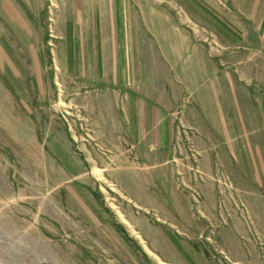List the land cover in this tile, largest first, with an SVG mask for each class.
<instances>
[{"label": "rangeland", "instance_id": "1", "mask_svg": "<svg viewBox=\"0 0 264 264\" xmlns=\"http://www.w3.org/2000/svg\"><path fill=\"white\" fill-rule=\"evenodd\" d=\"M83 1L87 18L93 0ZM102 2V38L89 44L61 35L76 31L72 4L50 2L28 43L0 8V260L264 264V200L251 204L257 194L238 179L245 134L236 128L224 152L221 120L182 75L206 80L207 70L228 69L264 97L257 30L238 31L243 14L227 0H133L131 40L132 27L109 19L114 0ZM142 4L155 16L165 9L166 24L154 17L147 28Z\"/></svg>", "mask_w": 264, "mask_h": 264}, {"label": "crops", "instance_id": "2", "mask_svg": "<svg viewBox=\"0 0 264 264\" xmlns=\"http://www.w3.org/2000/svg\"><path fill=\"white\" fill-rule=\"evenodd\" d=\"M50 2H52V5L57 8L61 7L62 11H64L63 6L67 4H72L71 7L77 10L75 14L77 15L78 24L73 25V28L76 29V31L73 30L71 33L69 30L67 34V27H65L64 32L61 33L62 37L66 38L67 35H71L78 39L76 44H89L91 43L89 39H94V41H97L99 34L100 38H102V31L99 33L98 29H102L103 24L100 23L107 18L104 17L101 11L95 10L102 8V0L92 1L94 9L92 11L90 10L87 18L86 16H83L81 11L82 6L84 5L83 0H0V8L6 7L8 8L9 12L15 14L12 19L16 23L20 37L22 40L28 43L33 42L31 37L38 35L41 28L43 30V27L41 26L43 21L42 15ZM114 2L115 4L112 5L114 11L111 12L109 19L114 23L113 26L117 29L123 30L132 27L130 30V37L128 38L133 40L135 35L134 24L138 19V17L135 16V6L131 5L133 0H114ZM227 2L229 12L243 14L242 17H244L243 19L246 25L244 22H239L237 25L239 30H237H257L256 32L258 33L259 42L261 45H264V0H227ZM143 6L144 9L142 8L141 15L142 20L147 23L145 24L147 28H150L151 26L156 27L155 25H150L151 20L154 17L159 21V25L163 26L166 24L167 14L165 9H159L158 16H155L152 15L151 8L149 6ZM85 20H88L90 24L84 27V30L81 29V21L83 22ZM223 21L225 25V19H223ZM91 23L94 24L92 25ZM223 28L226 29L225 27ZM229 28L235 29L232 25H229ZM43 34L44 32L38 36V38H40L38 41L39 43L42 41L41 38ZM230 34L232 33L230 32ZM118 37L124 38L123 34H121V36L118 34ZM122 42L123 41H121V43ZM116 43L118 44L119 42L116 41ZM262 55L264 56V53H262ZM117 59H119V57ZM207 71L206 80H203L202 78H198L197 80L190 79V77H193V75H189L188 71V74L182 75L187 80V82H190L191 90L194 88L192 84L195 82L198 83L196 89H193L195 99L197 102L199 100L198 103L203 109L209 111L210 114L212 113L214 116H216V118L221 120L220 129L217 130V133L222 135L221 139L224 142H227V145L230 147V149H227L224 145V149L226 150H224V152H228L230 155L229 150H231L232 147L230 140H235L234 136L237 134L236 128H241L242 132L245 134L246 141H244L242 151L244 152L246 163L243 169H239L238 179L241 183L240 187L242 190H248L250 188L254 189V192L257 194V199L253 200L248 196L251 204H263L264 97L261 95L262 87L260 88V91H257V88L253 82L251 84L241 83L240 80H237L235 75H232V71L228 69H223L222 72L215 69ZM206 76L203 75L202 77ZM218 88L220 91H218ZM178 99H180V96ZM127 101L128 104L124 106V109L126 110V118L132 125H134V118L138 117V112L135 110L133 105L134 100H131V97H127ZM163 108L162 110L165 109ZM191 121L192 120L190 119H185L183 124L187 126L186 124H191ZM144 138L145 136L143 137V140ZM252 143H255V145ZM205 170L209 176H213L214 171L210 163L205 167ZM257 192L260 195H258ZM256 211L258 213H256V215L259 217L261 211L258 208ZM140 247L142 252L147 253L145 246L140 245ZM149 251L153 252L152 250Z\"/></svg>", "mask_w": 264, "mask_h": 264}, {"label": "trees", "instance_id": "3", "mask_svg": "<svg viewBox=\"0 0 264 264\" xmlns=\"http://www.w3.org/2000/svg\"><path fill=\"white\" fill-rule=\"evenodd\" d=\"M117 228H118L120 231H122V233L125 234V232H124V230H122V228H120L119 226H117ZM125 235H126V234H125Z\"/></svg>", "mask_w": 264, "mask_h": 264}, {"label": "built area", "instance_id": "4", "mask_svg": "<svg viewBox=\"0 0 264 264\" xmlns=\"http://www.w3.org/2000/svg\"><path fill=\"white\" fill-rule=\"evenodd\" d=\"M0 264H5V263L0 260Z\"/></svg>", "mask_w": 264, "mask_h": 264}]
</instances>
